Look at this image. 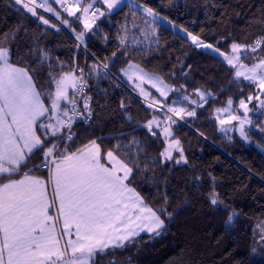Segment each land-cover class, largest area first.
<instances>
[{
    "label": "trees",
    "instance_id": "obj_1",
    "mask_svg": "<svg viewBox=\"0 0 264 264\" xmlns=\"http://www.w3.org/2000/svg\"><path fill=\"white\" fill-rule=\"evenodd\" d=\"M90 1L48 0L47 12L34 0H0V48L48 109L62 74L85 85L64 104L72 119L79 104L72 135L39 126L41 146L0 183L46 177V151L64 156L95 142L102 158L114 152L129 166L125 183L164 224L95 251L91 264H264V112L251 100L256 83L235 78L226 60L236 46L241 62L264 59V0L98 1L87 10ZM130 62L170 90L138 94L122 78ZM242 100L260 117L246 131L235 126L239 112L227 122L220 111Z\"/></svg>",
    "mask_w": 264,
    "mask_h": 264
},
{
    "label": "crops",
    "instance_id": "obj_2",
    "mask_svg": "<svg viewBox=\"0 0 264 264\" xmlns=\"http://www.w3.org/2000/svg\"><path fill=\"white\" fill-rule=\"evenodd\" d=\"M8 64L0 69V177L41 146L38 127L47 118L27 70ZM18 71L25 82L14 81ZM106 159L93 142L57 156L46 177L24 172L0 183V264H65L66 254L71 264H91L95 251L161 228L162 219L125 180L117 182Z\"/></svg>",
    "mask_w": 264,
    "mask_h": 264
},
{
    "label": "rangeland",
    "instance_id": "obj_3",
    "mask_svg": "<svg viewBox=\"0 0 264 264\" xmlns=\"http://www.w3.org/2000/svg\"><path fill=\"white\" fill-rule=\"evenodd\" d=\"M46 1L48 0H34L35 3L30 5L34 6L37 9L44 10V8H47L45 6ZM98 1L108 5L110 9L118 8L120 5L126 2V0H91L90 2L87 3L85 8H87L88 10V8L91 6L92 3L97 5ZM44 11L51 12L50 8ZM83 20L87 26L92 24L94 21V19L90 21V19L88 20L84 16H83ZM241 48H242L241 46H236L235 48H233L232 53L226 56V60L231 66L235 67V72H234L235 78L238 79L243 78L248 81H254L256 83L258 87V92L255 95L251 96V100L259 99V103H262L261 108L260 109L257 108L255 110V112L261 114L264 112V59L253 60L251 62L250 61L241 62V52H240ZM9 55H10V49L8 46H4L0 48V69L8 68ZM11 67L14 68H10V69H20L21 71L22 70L25 71L23 68L18 66H16L17 68H15V65ZM18 73L19 74H14V81L15 82L20 81L21 78V81L25 82L24 76L21 74V72L18 71ZM122 78L131 88H133L138 94L142 96L150 95V91H151L150 89H154L160 94H165L171 88V86H169V84L166 83L159 75L146 70L143 66L135 62H130L126 67H124L122 71ZM79 79H80L79 76L77 77L74 73L62 74L58 79L51 110H49L43 102V106H44L43 114H46L47 116L45 122L43 123V126L48 127L49 131L47 134H51L50 129H52L55 124V126H58L56 127L57 131H61L65 129L63 138L64 137L68 138L72 135L70 134L71 133L70 130L72 129L73 123L77 120V116L80 114V112L76 114L75 111V115H76V117L74 116L75 120L69 117L63 118V115L67 116V113L69 112L68 108L64 104L67 101L69 90L74 87V89L77 92V90L80 88L82 83L79 84L80 83ZM31 87L34 88L32 84ZM31 87H29L28 89H31ZM48 111H50V113ZM220 111L228 112L223 114L222 117L227 122H232L233 120H236L234 119L236 118L235 112H239L238 117L240 118V120H238V122L235 123V126H238L240 131L241 129H245L246 131V128L252 122L260 118L258 115L250 114L252 111V107H250L248 102L245 100L240 101L238 106H233L232 103H229L225 108L220 109ZM172 114L176 118L181 117L178 111L174 110ZM259 147L262 150V152H264V146L259 145ZM48 152H50V150ZM111 155H113L114 157ZM106 157L107 159L105 162L107 167L111 168V170H116L117 172L118 175L117 182L119 181L118 179H121L123 181L126 180L127 174H129L130 172L129 166L125 164L120 158H118L114 152H109ZM114 175L115 174L111 173L107 175L105 178L112 179ZM102 181H104L103 177H102ZM103 187H105V182H102V188ZM66 257L67 259L65 264H71L68 254H66Z\"/></svg>",
    "mask_w": 264,
    "mask_h": 264
},
{
    "label": "built area",
    "instance_id": "obj_4",
    "mask_svg": "<svg viewBox=\"0 0 264 264\" xmlns=\"http://www.w3.org/2000/svg\"><path fill=\"white\" fill-rule=\"evenodd\" d=\"M84 90H85V85L82 83L80 88L77 90V94L79 95L80 99L82 97ZM78 105L79 104L77 103L76 114L78 113ZM56 149H57V147L54 149L53 152H50V153L48 151H46L45 155H44L45 160L40 164L41 167L47 169L48 173L51 169V165H52L53 160L56 158V154H55Z\"/></svg>",
    "mask_w": 264,
    "mask_h": 264
}]
</instances>
